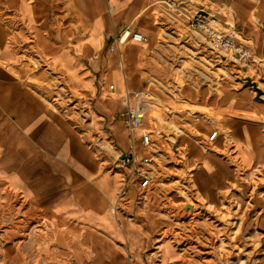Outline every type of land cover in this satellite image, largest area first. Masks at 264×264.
Listing matches in <instances>:
<instances>
[{"label": "crops", "instance_id": "0c3cea01", "mask_svg": "<svg viewBox=\"0 0 264 264\" xmlns=\"http://www.w3.org/2000/svg\"><path fill=\"white\" fill-rule=\"evenodd\" d=\"M163 1L0 0V264H137L142 251H181L162 241L170 224L136 205L134 191L119 205L133 218L112 211L128 175L117 159L149 155L145 116L132 131L119 117L126 90L206 108L198 137L210 127L231 129L237 156L255 155L248 135L233 130L244 127V114L264 110L254 93L230 82L221 91L174 85L170 25L184 22V12ZM216 1L222 24L264 68V0ZM125 28L144 41L113 44ZM196 143H187V155L203 158L207 184H227L230 141L217 132L212 151Z\"/></svg>", "mask_w": 264, "mask_h": 264}, {"label": "rangeland", "instance_id": "374dc122", "mask_svg": "<svg viewBox=\"0 0 264 264\" xmlns=\"http://www.w3.org/2000/svg\"><path fill=\"white\" fill-rule=\"evenodd\" d=\"M190 1L198 0L163 2L173 6L176 3L174 7L184 12L181 14L186 21L194 13L195 7ZM201 2L212 14L220 12L216 0ZM169 11L176 14L173 9ZM185 21L170 25L175 39L170 50L175 60L171 66L177 89L221 91L230 82L233 89H246L255 94L241 81V77H252L261 84L264 98V68H258L257 64L241 67L234 60H221L193 34H189L188 41H181L179 33L188 30ZM259 103L264 107V101ZM56 104L60 105L58 99ZM209 117L208 110L202 107L149 103L145 126L152 145L147 148L149 155L137 160L148 159L143 169L151 171V182L143 200L136 193L134 203H145L149 212L167 219L171 228L162 229L161 239L181 251H142L137 264H264V230L261 229L264 225V144L261 143L264 142L260 133L264 131V110L244 114L240 118L244 127L233 129L239 130L242 140L247 135L251 140L249 146L255 155L244 161L234 151L231 129L210 127L209 134L216 131L231 144L228 162L234 173L224 186L208 185L200 173L203 158L195 159L194 154L189 160L187 155L189 141L197 142L199 150H213L209 134L198 137L194 127ZM186 205H191L192 210L182 208ZM116 213L122 218H133L121 210Z\"/></svg>", "mask_w": 264, "mask_h": 264}, {"label": "built area", "instance_id": "2783aa9c", "mask_svg": "<svg viewBox=\"0 0 264 264\" xmlns=\"http://www.w3.org/2000/svg\"><path fill=\"white\" fill-rule=\"evenodd\" d=\"M213 2V1H211ZM220 12L212 14L207 8L198 10L193 9V15L187 18V28L191 34L202 40V43L217 57H223L224 61H236L241 67H249L255 64H261L259 61H253L249 50L237 41V33L234 29L228 28L222 24L219 15ZM202 12L205 14L199 15ZM228 29V32H226ZM128 39L141 43L144 41L140 33L132 32L128 28L119 31L113 38L112 43L117 45L124 44ZM112 90L113 87L109 86ZM123 111L119 114L122 125L129 131L137 129L144 119L151 95L147 91L135 90L124 91L122 95ZM149 131H144L141 135V143L149 148L152 145V139ZM217 137V132H213L208 137L209 142H213ZM149 163L148 159L136 160L131 153L124 154L117 159V167L128 171V175L123 178V185L119 191L117 199L112 206L114 213L119 211V205L128 197L130 190L137 193L140 198L145 197V191L149 189L151 182V171L143 169ZM144 165V166H143Z\"/></svg>", "mask_w": 264, "mask_h": 264}, {"label": "water", "instance_id": "95a60500", "mask_svg": "<svg viewBox=\"0 0 264 264\" xmlns=\"http://www.w3.org/2000/svg\"><path fill=\"white\" fill-rule=\"evenodd\" d=\"M190 3H192L193 6H195L196 9H198V10H201L203 8L202 7V4L199 3V2L190 1ZM198 14L205 16V14L202 13V12H199ZM179 37H180V40L181 41L187 40V38H188L187 34H185L184 32H180L179 33ZM220 58H221V60H223V57H220ZM241 81H243L244 84H246L247 86H249L255 92L254 99L256 101H258V102L264 101V99H262V97H261L262 96L261 89H259L257 87L256 83H254L250 77H241ZM182 208L183 209H190L191 210V205H186V206H184Z\"/></svg>", "mask_w": 264, "mask_h": 264}, {"label": "bare ground", "instance_id": "6f19581e", "mask_svg": "<svg viewBox=\"0 0 264 264\" xmlns=\"http://www.w3.org/2000/svg\"><path fill=\"white\" fill-rule=\"evenodd\" d=\"M196 2H199V3H201L202 4V7H203V3L201 2V1H196ZM192 4V3H191ZM193 5V4H192ZM195 7V6H194ZM196 8V7H195ZM186 34H187V36H189L188 34H190L191 32H189L188 30L185 32ZM188 39V38H187ZM252 79V78H251ZM253 81V80H252ZM254 82V81H253ZM254 83H256V82H254ZM256 85H257V83H256ZM257 87H258V85H257ZM259 88V87H258ZM260 89V88H259ZM145 121V120H144ZM139 128V127H138ZM174 146H175V143H174ZM191 210H192V208H191Z\"/></svg>", "mask_w": 264, "mask_h": 264}]
</instances>
